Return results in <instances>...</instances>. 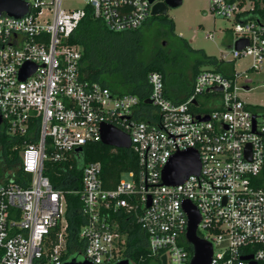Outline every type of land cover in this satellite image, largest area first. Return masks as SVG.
I'll list each match as a JSON object with an SVG mask.
<instances>
[{
  "label": "built area",
  "instance_id": "built-area-1",
  "mask_svg": "<svg viewBox=\"0 0 264 264\" xmlns=\"http://www.w3.org/2000/svg\"><path fill=\"white\" fill-rule=\"evenodd\" d=\"M22 1L27 15L0 16V156L17 152L0 181V264L68 261L75 250L69 195L80 204L79 254L92 264L127 259L133 227L139 233L134 248L146 249L157 264L162 257L165 264H190L186 201L199 212L197 236L212 246L210 264H264V108L239 96L251 90L242 76L264 68V17L243 18L262 8V0H208L213 17L234 23L230 58L216 59L228 65L226 74L199 72L187 98L175 103L165 97L162 75L151 72L148 108L134 94L83 79L81 49L69 39L87 9L109 31L125 33L141 28L152 6L165 0H85L82 9L63 7L66 0ZM241 39L247 45L236 49ZM240 59H250L241 74L230 69ZM27 63L36 69L20 80ZM204 93L221 94L220 105L193 111ZM103 125L129 137L137 163L112 189L103 186L100 163L84 164L79 179L72 174L82 148L101 143ZM188 150L198 155L199 174L164 185L165 165Z\"/></svg>",
  "mask_w": 264,
  "mask_h": 264
},
{
  "label": "trees",
  "instance_id": "trees-1",
  "mask_svg": "<svg viewBox=\"0 0 264 264\" xmlns=\"http://www.w3.org/2000/svg\"><path fill=\"white\" fill-rule=\"evenodd\" d=\"M263 7L256 5L253 12L246 14L244 20L264 17ZM87 14L74 34L69 39V44L76 45L81 49V67L80 73L83 79L91 82H97L109 88L118 94H134L140 99V105L147 107L143 102L150 93V87L147 83V77L151 72H158L162 75L164 81L165 97L175 103L184 101L189 92L180 91L171 83L173 75L170 65V58L162 53H156L152 58L146 60L138 56V30L125 33H113L99 20L91 16L89 9ZM151 18V17H150ZM163 18V17H162ZM168 21L171 26L173 23L167 17L163 19ZM200 63H206L213 66L214 71L226 74L228 65L217 62L214 57L203 55ZM197 68L193 71L192 83L198 74ZM0 156V181L5 179L8 168H12L17 162V152H7ZM80 161L76 170L72 174L79 179L80 169L89 162L100 163L102 172L101 178L103 186L106 189H112L121 175L130 170H136V157L129 150H114L97 142L82 148ZM48 176H52L48 172ZM66 219L69 223V240L73 244L74 251L66 259L73 257L81 258L82 246L77 241V232L79 230L80 218L78 209L80 204L78 199L73 196H67ZM130 237L136 238L130 244L129 253L126 258L130 264H150L156 262L146 249L134 248L139 236L138 229L133 227L129 232Z\"/></svg>",
  "mask_w": 264,
  "mask_h": 264
},
{
  "label": "rangeland",
  "instance_id": "rangeland-1",
  "mask_svg": "<svg viewBox=\"0 0 264 264\" xmlns=\"http://www.w3.org/2000/svg\"><path fill=\"white\" fill-rule=\"evenodd\" d=\"M85 4V0H66L63 7L82 9ZM166 17L173 26L163 20ZM233 28L231 20L213 17L209 13L208 0H182V5L168 9L166 16L151 17L138 29V56L144 60L154 57L156 53L168 56L173 73L171 83L180 91L190 93L195 68L198 72L214 70L210 64L200 63L203 55L219 59L222 54H227L230 58ZM249 65L250 59H240L230 65V69L241 74ZM241 81L251 90L240 91V98L251 108H264V68L258 73L244 74ZM197 100L199 107L192 110L207 113L220 105L221 94L204 93ZM123 179L129 181L127 176H123ZM200 233L203 234V231Z\"/></svg>",
  "mask_w": 264,
  "mask_h": 264
},
{
  "label": "water",
  "instance_id": "water-1",
  "mask_svg": "<svg viewBox=\"0 0 264 264\" xmlns=\"http://www.w3.org/2000/svg\"><path fill=\"white\" fill-rule=\"evenodd\" d=\"M151 4L154 0H148ZM182 5V0H165L163 3H157L151 8V17L166 16L168 9H175ZM29 12L28 5L22 0H0V16L5 14L13 18H21ZM165 45V43L163 44ZM247 45L244 39L235 42L236 49H242ZM32 64H24L19 72L20 80L26 79L35 71ZM221 91V88L213 89ZM145 104H151V100L144 101ZM195 103V102H194ZM207 121L208 117L199 119ZM101 144L107 147H113L121 150H128L130 147L129 137L117 129L103 125L101 128ZM77 151H80L78 149ZM200 171V163L198 155L194 150L176 153L162 170V182L164 185H178L183 183L189 176L198 175ZM183 209L187 214L188 227L186 238L193 248V257L190 264H210L212 256V246L209 242L200 239L196 234L197 225L200 221L198 210L188 201L183 204ZM249 259V258H244ZM165 264V258L162 257ZM63 264H92L82 258L73 257ZM116 264H130L128 259H124ZM255 264V263H252Z\"/></svg>",
  "mask_w": 264,
  "mask_h": 264
}]
</instances>
